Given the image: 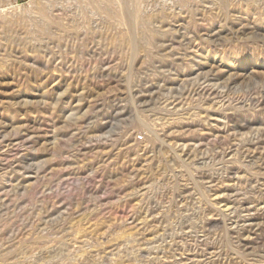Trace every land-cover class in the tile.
Here are the masks:
<instances>
[{"label": "rangeland", "instance_id": "374dc122", "mask_svg": "<svg viewBox=\"0 0 264 264\" xmlns=\"http://www.w3.org/2000/svg\"><path fill=\"white\" fill-rule=\"evenodd\" d=\"M0 264H264V0H0Z\"/></svg>", "mask_w": 264, "mask_h": 264}, {"label": "bare ground", "instance_id": "6f19581e", "mask_svg": "<svg viewBox=\"0 0 264 264\" xmlns=\"http://www.w3.org/2000/svg\"><path fill=\"white\" fill-rule=\"evenodd\" d=\"M127 1V0H126ZM127 8V7H126ZM132 14V13H131ZM132 16V15H131ZM130 15H129V17H131ZM11 157V156H10ZM7 168V167H6Z\"/></svg>", "mask_w": 264, "mask_h": 264}]
</instances>
